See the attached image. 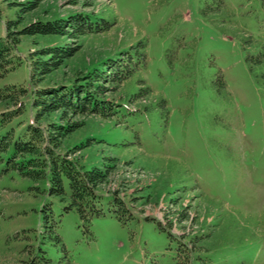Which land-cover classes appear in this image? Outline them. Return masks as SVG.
<instances>
[{"label": "rangeland", "instance_id": "rangeland-1", "mask_svg": "<svg viewBox=\"0 0 264 264\" xmlns=\"http://www.w3.org/2000/svg\"><path fill=\"white\" fill-rule=\"evenodd\" d=\"M27 1L37 7L22 11ZM76 12L116 19L77 39L17 33V64L0 87H24L29 96L0 100V115L46 130L61 113L37 121L35 89L71 83L145 38V65L104 96L121 104L119 113L74 117L82 127L57 149L83 167L109 169L97 189L102 213L85 222L48 194V176L0 168V264H264V0H0V37L9 19L19 31ZM62 44L78 51L45 79H31L33 53ZM219 212L223 224L215 226ZM230 221L254 238L239 241L227 230L226 243L195 248L196 235L223 232Z\"/></svg>", "mask_w": 264, "mask_h": 264}, {"label": "trees", "instance_id": "trees-1", "mask_svg": "<svg viewBox=\"0 0 264 264\" xmlns=\"http://www.w3.org/2000/svg\"><path fill=\"white\" fill-rule=\"evenodd\" d=\"M16 2H10V7ZM33 1L23 3L22 11L33 10ZM105 16H96L91 12H76L63 18L39 20L17 31V19H9L6 22L7 34L0 37V79L13 71L17 64V57L13 50L22 36L55 35L70 39L91 34L100 33L110 29L113 20ZM1 22V13H0ZM147 40L139 39L128 50L122 51L115 57L108 58L101 67H95L87 74L77 77L71 83H63L50 87L35 89L30 95V105L34 108L37 121L45 116L60 112V121H51L47 129H43L36 123H28L25 127L12 123L13 112L5 111L0 115V168L1 173L18 172L22 177L33 180H41L48 176L49 184L46 191L51 196H59L66 201L65 209L75 208L81 219L91 221L94 216L102 213L99 207L100 196L97 189L108 182L110 173L107 168L98 166L83 167L76 160L70 158V154H63L57 149L62 146L63 140L71 133L82 127V121L74 120L77 116L101 115L105 118L115 116L120 111L121 104L105 96L109 90L115 89L128 79L132 78L137 67L144 66L147 58ZM78 51L75 46L69 44L55 45L42 48L33 53V67L31 79L40 81L51 73L59 70L65 61ZM264 56V54H261ZM253 58V56L251 57ZM37 75V76H36ZM139 80L142 81L141 76ZM107 83L111 86H107ZM224 84V82H222ZM150 87L140 88L136 96L147 94ZM117 92V91H116ZM19 95L29 96L26 88H17L14 85L0 87V100H17ZM26 101V102H25ZM20 114H25L28 102L22 100ZM17 114V115H20ZM90 145V144H88ZM87 146V145H86ZM68 186L70 193L67 194ZM119 202L118 206L115 202ZM114 202V203H113ZM112 203L119 207V215L126 214L129 210L124 207V201L112 196ZM214 205H216L214 203ZM218 208L221 207L217 205ZM45 212V222L48 223L52 216L49 203L42 208ZM223 214L218 213L215 226H221ZM228 223V222H227ZM223 226V232L218 233L216 228L206 234L194 237V246L198 249L210 250L218 245L226 243L225 232L231 230L239 234V241H251L254 234L249 231L239 232L232 230L237 227L236 222L230 221ZM236 230V229H235ZM210 232V233H209ZM203 237L211 238L212 244L203 246ZM251 238V240H249Z\"/></svg>", "mask_w": 264, "mask_h": 264}]
</instances>
